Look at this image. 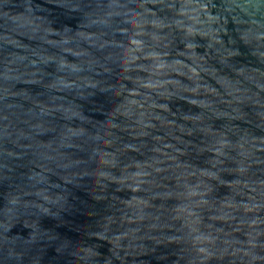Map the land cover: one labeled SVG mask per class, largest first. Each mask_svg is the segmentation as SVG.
<instances>
[{"label": "clouds", "instance_id": "1", "mask_svg": "<svg viewBox=\"0 0 264 264\" xmlns=\"http://www.w3.org/2000/svg\"><path fill=\"white\" fill-rule=\"evenodd\" d=\"M0 264H264V0H0Z\"/></svg>", "mask_w": 264, "mask_h": 264}]
</instances>
